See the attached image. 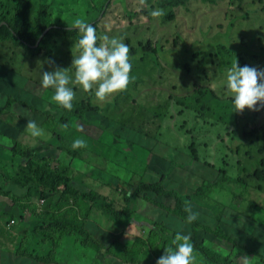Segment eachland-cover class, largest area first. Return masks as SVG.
<instances>
[{
	"label": "rangeland",
	"instance_id": "rangeland-1",
	"mask_svg": "<svg viewBox=\"0 0 264 264\" xmlns=\"http://www.w3.org/2000/svg\"><path fill=\"white\" fill-rule=\"evenodd\" d=\"M28 4L29 18L45 6V16L57 26L72 27L76 18L88 23L98 19V35L122 37L128 44L131 78L125 89L103 100L70 85L73 100L92 99L98 110L88 113L91 124L71 120L65 127L62 112L48 96L53 90L41 87L39 73L68 67L76 38L53 29L57 33L51 38V53L44 48L34 56L12 39L0 42V168L22 181L33 171L68 179L73 172L120 212L122 220L91 206L85 215L75 199L47 210L43 200H27V189L4 184L0 170V264H155L164 250L156 255L149 243L155 227L163 234L167 229L190 234L208 253L202 264L215 258L264 264V177L256 175L259 171L264 176V106L232 111L223 83L232 57L215 53L224 42L240 51L239 66L264 69V3L189 0L185 6L164 7L159 0H113L103 17L102 0ZM155 8L165 14L153 17ZM13 14L10 1L0 0V20ZM147 43L159 48L158 60L131 57L132 48ZM244 48L258 56L251 57ZM26 120H34L44 135L31 137ZM239 132L241 138L234 139ZM76 138L85 141L83 147H71ZM33 148L37 153L30 160L20 157ZM71 154L77 157L73 160ZM167 171L163 184L174 197L152 192L131 197L140 181L158 182ZM222 171L230 180L213 185ZM177 198L183 200V209L187 202L197 213L195 229L182 212L175 213ZM16 204L23 218L12 221L3 210L17 213L7 206ZM125 208L130 210L127 215ZM45 210L49 215L41 216ZM69 218H75L91 242L77 235L78 230L53 233V219L68 223ZM134 245L144 249L140 260L120 259L119 253Z\"/></svg>",
	"mask_w": 264,
	"mask_h": 264
},
{
	"label": "trees",
	"instance_id": "trees-1",
	"mask_svg": "<svg viewBox=\"0 0 264 264\" xmlns=\"http://www.w3.org/2000/svg\"><path fill=\"white\" fill-rule=\"evenodd\" d=\"M11 5L14 8V14L9 16L8 19H1L0 20V42H4L8 39H12L13 43L16 45H19L23 47L26 51L29 52L31 56H34L35 52L41 51L44 48L49 49L47 52L50 54L52 51L53 44L51 43V38L55 36L57 32H55L53 29L62 30L64 33V36L66 38H78L79 33L73 28V27H62L57 26L53 23L52 20H50L49 17H46V13H48V7L45 6L40 9V11L35 12L32 16V18H29L28 11L30 9V6L28 4V0H9ZM113 0H102V5L100 7V12L102 17L106 14L107 10L109 9L111 3ZM148 1V0H147ZM161 3H163L164 7H179V6H185L189 0H159ZM205 3L208 4H216L219 0H202ZM241 1V0H238ZM259 3H264V0H259ZM32 22H31V21ZM94 27H97V24L99 23V20H95L91 22ZM162 52V51H161ZM228 52L230 54V58L232 57V60H230L231 65L234 61V59L237 61L238 66L239 60L241 57L240 51L231 47V45H227L224 42H219L217 44L216 49V55L223 58L224 53ZM199 52H197L198 54ZM244 53L252 56H258V54L251 52L248 48H244ZM160 51L158 47H153L150 43L147 44H141L138 48H132L130 50V55L134 59L137 56H140L139 59L145 60L147 55H150L155 60L159 59ZM196 54V53H194ZM193 56V55H192ZM138 58H136L137 60ZM224 59V58H223ZM225 64V63H223ZM228 65V64H227ZM229 65V66H231ZM49 97L52 98V93L48 94ZM54 107L57 108L62 112V116L60 118V123L62 126L68 127L69 122L71 120L81 121L82 123H87L88 120V113L93 112L95 110H98V107L95 105L92 99L85 101H75L73 100V108L71 110H66L59 106L54 100H53ZM90 122V121H89ZM91 124V122H90ZM241 132L235 134V138L240 139ZM247 135V134H244ZM240 137V138H239ZM258 138H262L263 134H257ZM230 141H233L230 139ZM57 146L59 145V150H62L63 147L59 144V140H56ZM193 149V157L195 160L198 159V154L196 148L193 146L191 147ZM35 153H37V149L33 148L30 150H27L26 152L22 153L20 155L21 158H27L30 160V158L34 157ZM73 155V154H71ZM76 155L72 156V159L76 158ZM31 168H28V170H31ZM2 175L4 176V184H9L12 187H21L23 189H27V197L29 199L31 197H36L38 200H43V203L46 205L47 210L53 209L58 204H63L64 200L66 199H75L80 202V205L82 207L83 212H85V215L87 213V206L100 208L105 215L112 216L115 221L122 220L121 213L113 211L112 207L108 202H105V198H101L99 196L95 195V192L90 189L89 186H86L83 182L78 180L76 175L74 176L73 172L70 174V178L68 179L67 176L65 178H60L57 176L56 172L52 173L46 170V172L39 174V171H33L31 174L27 175L24 178V181L22 179H17L13 176H9L7 172L0 168ZM33 170V169H32ZM71 172V171H70ZM32 173H34V177L32 176ZM225 172H221L219 177L214 180L213 185L215 186H221L224 182V180H230L225 176ZM169 172H165L162 174L161 179L158 182H147V181H140L133 190V194H131V197L138 196L142 192H152L156 194L157 196L163 197V198H172L174 197V192L168 191L163 182L168 177ZM256 175H258V178L261 179L264 176L262 175V172H257ZM48 177V179H44L45 177ZM2 190V189H1ZM203 191V188L201 187V193ZM194 196H187V199H193ZM63 202V203H62ZM202 203V201H200ZM21 205V202H17ZM177 208L175 210V213H178L179 211L182 212L183 219L186 220L187 212L185 209H183V200L180 198H177ZM19 204H16V206H10L8 207L14 209H17ZM2 204L0 203V206ZM21 206H19L20 208ZM23 207V206H22ZM33 207V206H32ZM21 209V208H20ZM24 210V208H23ZM45 210L43 213H41V216H48L49 211ZM6 214L12 218H23V215L18 212L14 211H7L3 210ZM21 211V210H20ZM130 210L128 208H125L123 213L124 215H127V213ZM19 213V215H18ZM74 216H76L75 213H72ZM75 218H69L68 223H63L61 220H55L50 223L51 225L55 226L53 233L58 232H65V231H75L78 230L77 235L83 236L86 235L88 242H91V238L86 234L83 233L82 229H79L80 226L78 223H75ZM47 222H41V226L46 225ZM190 224L195 229L198 226V220L197 218L190 222ZM174 231L168 230L163 234L161 231L158 230L157 227L153 229V236L149 237V243L153 245V251L157 255L160 252V249H163L164 246L169 245L171 243L172 237L174 235ZM161 234V235H160ZM223 237L225 234H222ZM84 237V236H83ZM191 242L193 243L194 247V253L197 258V264H202L203 258L206 257L207 252H204L198 243L196 239H191ZM124 254L119 253L120 259H124L127 261H138L140 260V256L142 253H144V249L141 245H134L133 247L126 248L124 250ZM164 251V250H163ZM127 254V255H126ZM255 255H258V252L255 253ZM214 261L207 262L205 260V264H238L233 263V261L227 260V259H221V258H215Z\"/></svg>",
	"mask_w": 264,
	"mask_h": 264
},
{
	"label": "clouds",
	"instance_id": "clouds-1",
	"mask_svg": "<svg viewBox=\"0 0 264 264\" xmlns=\"http://www.w3.org/2000/svg\"><path fill=\"white\" fill-rule=\"evenodd\" d=\"M164 14L161 8L151 11L153 17ZM71 26L79 36L72 44L75 54L71 51L70 65L39 73L41 87L52 89V100L66 110L73 108L75 93L70 85H79L82 90L90 91L95 98L103 100L127 87L132 67L129 46L122 37L98 35L95 27L82 18H76ZM223 83L231 96L232 111H242L245 107L258 110L264 106V69L238 66L234 59L226 71ZM25 131L34 138L44 135V130L34 120H26ZM84 144L83 139L76 138L71 147L75 149ZM185 211L186 222L190 223L197 218V213L191 210L187 202ZM163 249L155 264H197L190 234L176 231L171 243Z\"/></svg>",
	"mask_w": 264,
	"mask_h": 264
},
{
	"label": "built area",
	"instance_id": "built-area-1",
	"mask_svg": "<svg viewBox=\"0 0 264 264\" xmlns=\"http://www.w3.org/2000/svg\"><path fill=\"white\" fill-rule=\"evenodd\" d=\"M12 221H13V220H12ZM11 223H13V222H11ZM11 223H10V224H11Z\"/></svg>",
	"mask_w": 264,
	"mask_h": 264
}]
</instances>
